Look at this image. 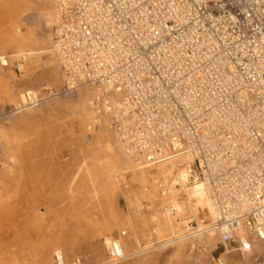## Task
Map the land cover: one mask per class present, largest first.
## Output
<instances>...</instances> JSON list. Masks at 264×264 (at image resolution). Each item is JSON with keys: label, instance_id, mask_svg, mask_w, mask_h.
Here are the masks:
<instances>
[{"label": "bare ground", "instance_id": "6f19581e", "mask_svg": "<svg viewBox=\"0 0 264 264\" xmlns=\"http://www.w3.org/2000/svg\"><path fill=\"white\" fill-rule=\"evenodd\" d=\"M128 2H131L129 6L135 3L132 0ZM180 4L174 2L172 6ZM91 10L85 3L81 11L85 16L82 18L90 25L94 24L92 17L105 12L99 4ZM63 15L56 0H0V102L17 106L33 104L36 92L32 88H26L24 92L23 87L29 82L30 74L37 71L39 76L46 75L52 79H57L61 73L72 90L82 86L73 99L62 102V110L59 107L61 111H72L71 116L63 111L67 121H62V116L57 121L58 125H52L50 118L53 117L49 110L48 119L40 120L42 125L32 126L34 120L32 123L28 121L29 124L30 115L27 114L26 117L20 115L25 117L21 118V128L15 129L14 126L8 133L0 131V158H3L0 161L5 160V166L22 162L21 169L27 171L19 169L20 188H17V183H14L16 188L13 184L0 183V207L4 208V211L0 208V264H187L190 258L188 251L196 248L195 240L201 241L198 244L204 250L203 253L198 250L200 264H264V183L249 184L247 188L244 187L245 181L236 184L239 177L241 180L254 177L257 163H264V153L259 155L257 148L261 144L259 139L264 140V102L260 105L252 96L264 95V91L258 94H247L245 88L237 91L233 82L234 79L239 80L241 73H234L232 68L220 69L217 82H213V86L218 84L221 87L220 91L226 98L224 103L218 101L213 89L208 95L200 88L202 93L196 99V88L193 83L188 84L191 86L188 105L183 102L180 108L171 111L188 110L190 122L173 119L171 125L168 121L167 127L173 128L170 135H155L154 141L167 137L164 144L169 140L171 145L159 146V152L147 159L142 150L135 148L134 139L137 137L134 136L138 133L149 137L151 133L144 127L137 132L129 126L135 123L134 120L142 122V117L144 123L154 117L155 121L162 123L170 114L169 110L165 111L169 98L161 97L158 92L153 99L156 110L141 116L127 115L123 117L124 126L120 128L112 115L125 111L119 108L120 98L125 91L131 90L129 82H124L117 70L108 82L98 84L85 82L69 73L73 50L77 51V60L80 61L96 46V39L81 38L84 37L86 21L70 27L68 39L59 38L57 31L68 21V17ZM121 28L109 25L100 29L94 27V30L102 33L122 31ZM137 28L141 33L142 26ZM123 32L129 34L128 31ZM203 34L194 28L192 31L186 29L182 44L193 40L198 52H204L203 56L207 55L206 50L211 54L209 47H203L211 39ZM134 39L130 33L122 40L124 49H117L118 57L121 54L124 57L133 55L132 48L137 44ZM113 41L121 43L118 37ZM229 52L227 49L220 55H209L204 65L216 68L229 65ZM102 60L111 62L107 56ZM132 61L134 67L141 65V58L134 57ZM3 63L8 66L9 73ZM13 70L22 75H15ZM205 70L207 68L198 69L194 76L205 79ZM98 73L101 72L95 70L93 76ZM24 76H28L27 79L21 80ZM112 83L121 89L112 87ZM234 90L237 103L229 100V94ZM212 103L216 105L211 112H206L205 107ZM26 129L35 131L26 133ZM68 133V139L70 137L71 143L76 145L72 157L64 160L60 153L44 157L49 146H53L57 153L58 145L67 143ZM88 133L91 139L89 137L90 140L84 142ZM29 134H33L35 140L28 137ZM10 139L13 143L14 139L17 140L16 147L11 145L12 142L10 144ZM182 140H185L184 146L180 149ZM143 142L148 147L154 144L145 139ZM36 144L43 156L38 160L28 154L33 153L29 148ZM77 148L81 154L79 159L74 158ZM195 157L201 166L206 165L201 179L195 178L198 176L196 171H190L192 168L196 170ZM48 162L53 165L49 171L46 168ZM238 170L247 176L242 177ZM151 172H155L153 180L148 178L147 173ZM191 175L195 176L194 179L190 178ZM5 177L0 179H7ZM11 186L15 188L13 192ZM5 188L13 194L9 193L13 198L11 205L4 198L2 200ZM119 191L125 199L126 212L117 210L115 205ZM67 200L75 208L70 220L64 206H53L58 202L62 206ZM40 206L44 211L39 210ZM17 217L21 218L19 222H16ZM12 224L20 225L21 233L14 237L16 241L20 240L17 246L13 245L15 250L9 251L2 236L5 227ZM83 241L88 242L82 246L79 242Z\"/></svg>", "mask_w": 264, "mask_h": 264}, {"label": "built area", "instance_id": "2783aa9c", "mask_svg": "<svg viewBox=\"0 0 264 264\" xmlns=\"http://www.w3.org/2000/svg\"><path fill=\"white\" fill-rule=\"evenodd\" d=\"M56 1L64 13L63 17H68L66 24L60 27V31H57L59 38L68 39L70 27L86 21L84 37L81 38L83 40L89 37L96 39V46L87 51L86 56H82L80 61L77 60V51L73 50L74 56L70 59L69 73L85 82L98 84L103 81L108 82L113 72L117 70L119 76L124 78V82H129L131 90L125 91L123 93L125 95L120 98L119 108L125 111L112 115V119L115 123L118 122L120 128L124 126L122 119L125 116L131 114L141 116L147 111L156 110V103L153 99L157 97L158 92L161 97L169 98L165 111L169 110L170 114L162 123L155 121L156 117L148 121L151 124L144 123V117H142V122L138 123L134 120L135 123L129 126L137 132L144 127L147 132L151 133L149 137L138 133L134 136L137 137L134 139L135 148L142 150V155H145L147 159H151L159 152V146L171 145L169 140L164 144L167 137L154 141L155 135H170V130L173 128L167 127L168 121L171 125L174 123L173 119H185L190 122L188 110L186 112L171 111V109L180 108L183 102L188 105L191 91V86L188 84L193 83L196 88L194 95L196 99L202 93L201 89L208 95H211L209 90L213 89L218 101L224 103L226 98L220 91L221 87L218 84L213 86V82H217L220 69L232 68L234 73L238 71L241 73L239 80L234 79L233 82L237 91L241 88H245L247 94H258L264 91L262 90L264 86V0H132L135 3L131 6L128 0ZM174 2L181 4L172 6ZM85 3L89 5L90 11L95 4H99L102 10H105L95 17H92L90 13V17L94 19L92 25L82 18L85 17L83 13L81 14ZM109 25H118L122 27V31L108 30L96 33L94 30V27L100 29ZM138 25L142 26L141 33L137 31L139 30ZM132 28L134 32L131 31ZM192 28L211 39L203 45L205 49L209 47L211 54L206 50L207 55L203 56L204 52H198L193 40L182 44L184 32L186 29L192 31ZM123 31L132 33L135 37L133 41L136 40L137 44L135 48H132L133 55L124 57L121 54L118 57L117 49H124L122 45L125 43L122 40L128 38L129 35L124 34ZM115 37H118L121 43L113 41ZM174 42L177 44L174 45ZM227 49L230 50L228 56L231 63L229 65L217 66V68L204 65L209 55H220L223 50ZM103 56L109 57L111 62H104ZM134 57L141 58V65L133 66ZM94 61L97 62L94 64ZM204 68H207L204 71L206 78H196L194 73ZM95 70L101 73L93 76ZM111 86L118 90L121 89L116 83H112ZM219 94L222 95L218 97ZM229 96V100L238 102L235 90ZM252 96L258 104L261 105L264 102V95ZM213 105L216 104L207 105L206 112H211ZM258 109L262 110L260 107ZM249 111L251 112L252 109L250 108ZM143 139L147 142L150 140L154 144L148 147ZM184 141H181L180 149L183 148ZM259 141L261 144L257 148L260 155L264 153V140L259 139ZM172 150L174 151L173 147ZM256 155H258L257 152ZM257 165L258 170L254 177L249 176L244 180H241L235 171L236 178L239 177L236 184L245 181L244 187L247 188L249 184L264 183V163L259 161ZM194 166L196 170L192 168L190 171L192 173L196 171L198 176L191 175L190 178L201 179L206 165L201 166L195 157ZM241 175L242 177L247 176L242 171ZM248 178H251V181ZM261 195L262 193L257 197Z\"/></svg>", "mask_w": 264, "mask_h": 264}, {"label": "rangeland", "instance_id": "374dc122", "mask_svg": "<svg viewBox=\"0 0 264 264\" xmlns=\"http://www.w3.org/2000/svg\"><path fill=\"white\" fill-rule=\"evenodd\" d=\"M20 53H22L21 51H20ZM4 65H3V67H6V71H8L7 70V68H8V66L5 64V63H3ZM6 65V66H5ZM16 67H14V69H15ZM5 71V72H6ZM13 72H15L16 73V71L15 70H13ZM8 73H9V71H8ZM22 73V72H21ZM14 74V73H13ZM15 75H22V74H15ZM24 75V74H23ZM28 75V74H27ZM31 75V78H30V76H29V82L27 81L26 82V86L25 87H23V90H24V92H25V89L27 88L28 90H29V88L31 89H33L35 92H36V95L37 96H35L34 95V100H36V101H34V103L32 104H29V105H26V106H23V105H18V106H20V107H18L17 106V104L15 105V103H12V104H9V105H6L5 103L3 104V102H0V129H2V130H0L1 132H5V133H8V132H10L12 129H13V127L15 126V129L17 128V129H19V128H21V124H23V120L21 119V118H25L26 117V115L27 114H29L30 116H29V118H28V120H27V122L29 121L30 123H32L33 122V120H34V123H32V124H34V125H32V126H39V124H41L42 125V123H41V121H46L47 119H48V116H47V114H48V112H49V110H50V115L53 117V118H50V121H52V125H54V126H56V124L58 125V123H57V121H58V119H59V117H62V116H64V118L62 119V121H64V119H66L65 118V113H68L69 114V116H71V114H72V111H70V110H67V109H64L63 111L65 112H63V111H61L64 107H63V105H62V102L64 103L65 102V100H70L71 98L73 99L74 97H75V94H76V92H77V90L79 89V87L81 88L82 86H79L76 90H72V89H70L69 88V86L67 85V81L65 82V80H66V78L64 77V76H62L61 75V73H59V75L61 76V78H60V76L59 75H57V79H52V78H48V76H46V75H43V76H39V71H37V72H34L33 74H30ZM28 77V76H27ZM27 77L26 76H24L23 78H21V80H23V79H27ZM59 77V78H58ZM16 78H17V76H16ZM63 78V79H62ZM60 79V80H59ZM62 79V80H61ZM14 81H16V79H15V77H14V79H13ZM20 80V79H19ZM59 80V81H58ZM13 81V82H14ZM17 83H19V84H21V82H17ZM26 89V90H27ZM74 95V96H73ZM51 105V106H50ZM23 106V107H22ZM9 107V108H8ZM46 107V108H45ZM49 107V108H48ZM61 108V110H60V108ZM41 109H42V111H44V112H46V113H44L43 112V114H42V111H41ZM48 109V110H47ZM60 110V111H57V110ZM22 110V111H21ZM66 110V111H65ZM35 111H37V112H35ZM51 111H52V114H51ZM57 112H58V114H57ZM23 113V114H22ZM31 113V114H30ZM37 113H40V114H37ZM25 114V115H24ZM34 114V115H33ZM35 114H37L38 116H36ZM42 114V115H41ZM63 114V115H62ZM20 115H23V116H25V117H22V116H20ZM46 115V116H45ZM54 115V116H53ZM56 115H58V118H56L57 116ZM56 116V117H55ZM39 119H38V118ZM47 117V118H46ZM44 118V119H43ZM37 119V120H36ZM41 120V121H40ZM61 120V118L59 119V121ZM12 121V122H11ZM15 121V122H14ZM21 121V122H20ZM35 121H37V122H35ZM56 121V122H55ZM65 121H67V119L65 120ZM114 121V120H113ZM14 122V123H13ZM28 122V123H29ZM40 122V123H39ZM54 122V123H53ZM15 123H17V124H15ZM29 123V124H30ZM35 123H37L36 125H35ZM56 123V124H55ZM21 125V126H20ZM17 126V127H16ZM20 126V127H19ZM48 127H50V124H48ZM48 127H46L47 129H49ZM58 127V126H57ZM36 128V127H35ZM52 128V127H51ZM59 128V127H58ZM10 130V131H9ZM45 130V129H44ZM35 130H33V132H34ZM24 132H26V133H31L32 131L31 130H29V129H26ZM32 132V133H33ZM33 134H29L28 135V137H32L33 138V140H35V137L34 136H32ZM86 135V134H85ZM66 136H67V138H66V140H67V143L66 144H63L62 146H60V145H58V147L57 148H59V149H57L56 151H57V153L55 152V151H53L54 150V148H53V146H49L48 148L49 149H47V151H48V153L46 154V155H44V157H49L48 155H50V156H53V154L55 155V154H57L58 155V153H60V155L61 156H63L64 155V160L65 159H69L70 157H72V151H73V149H76V145H73L72 143H71V139H70V137H69V139H68V136H69V133L68 134H66ZM30 137V138H31ZM89 137H90V139H91V136L89 135V133L87 134V138H86V136H84V139H83V141L84 142H88V140H90L89 139ZM29 138V139H30ZM86 140V141H85ZM14 141L16 142V144H15V142L13 143V140L11 141V139H10V144H11V142L13 143V144H11L12 146H14V147H16V145L18 144V142H17V140L16 139H14ZM50 143V142H49ZM15 144V145H14ZM73 145V146H72ZM32 146H35V145H32ZM30 147L29 148V152L31 151V152H33V153H28V154H30L29 156L30 157H34L35 159H40L41 157H43L42 155H41V149H40V147H38L37 146V144H36V146L35 147ZM75 146V147H74ZM32 149V150H31ZM52 149V150H51ZM36 151V152H35ZM64 151V152H63ZM70 151V152H69ZM77 152H76V154H75V157L74 158H76V159H79L80 157H81V154L78 152V148H77V150H76ZM67 152V153H66ZM37 153V154H36ZM33 154V155H32ZM38 155V156H37ZM56 155V156H57ZM80 156V157H79ZM68 157V158H67ZM2 158V157H1ZM0 158V159H1ZM5 158V157H4ZM3 159V158H2ZM62 159V160H63ZM35 161V160H34ZM61 161V160H60ZM1 163V165H0V177H2V176H6L5 178H7V179H3V180H1L0 179V183L3 185V183H9L10 185L11 184H13L12 186L13 187H17L18 186V182H19V177H20V172L21 171H23V169H21V167H23V164L21 165V163L19 162V163H14L15 165H13V163H8V162H10V160L6 163L7 165L5 166V160L3 161H0ZM3 163V164H2ZM10 164V165H9ZM12 165H13V167H12ZM20 165V166H19ZM52 166V167H51ZM5 167H7V168H5ZM13 170H11L10 168ZM25 167H26V164H25ZM46 168H47V170L49 171V170H52L53 169V165L52 164H50V162H48V164H47V166H46ZM4 169H7V170H4ZM21 171H20V170ZM26 169V168H25ZM28 170V169H27ZM14 172V173H13ZM23 172H27V171H23ZM28 172H30L29 170H28ZM31 172H32V170H31ZM16 173H18V174H16ZM154 173V174H153ZM13 174V175H12ZM148 174V178H151L152 180H153V178H155V172H151V173H147ZM147 174H146V176H147ZM153 174V175H152ZM12 176V177H11ZM19 176V177H18ZM23 175H21V177H22ZM35 176H37L36 174H35ZM14 178V179H13ZM154 181H155V179H154ZM14 183H17L16 185L14 184ZM11 186V187H12ZM13 187L11 188V192H13L14 190H15V188L13 189ZM17 188H20V186H18ZM38 188V185L35 187V189H37ZM45 188V187H44ZM7 188H5V190L3 189V191H5L6 193L8 192V189L6 190ZM20 190V189H19ZM10 191L7 193L8 194V196L6 195V193L4 194V192H3V197H2V200H3V198H4V201H8V202H10V205H11V202L13 201V198L10 196L12 193H11ZM9 193H11V194H9ZM50 193V192H49ZM4 195H6V197L4 196ZM13 195V194H12ZM9 197H11L10 199H9ZM5 198H6V200H5ZM9 200H11V201H9ZM3 202V201H2ZM70 202V200H67V203H63V204H61L62 206H59L60 205V203L58 202V203H56V205H53L54 206V208H61V207H63L64 206V208H65V211L67 210V212H66V215H68V217L67 218H69V220L71 219V216L73 215L72 213L75 211V208L73 207V203L71 204V203H69ZM4 203V202H3ZM68 203H69V205H68ZM53 204V203H52ZM115 205H117V210L118 209H120V211L122 210V212H126V210H127V208H126V203H125V199H124V197H123V195H122V193H120V191L117 193V195H116V204ZM5 207V206H4ZM41 207L42 206H40V208H39V210L40 211H44L43 209H41ZM1 209H3V211H4V208H2V207H0ZM11 208V207H10ZM71 208V209H70ZM138 208V207H137ZM71 215V216H70ZM16 219V222H19L20 221V219L21 218H19V217H17V218H15ZM11 220L13 221L14 220V216L13 217H11ZM72 222H73V220H71ZM16 227V228H15ZM19 227H20V225H18V227L17 226H15L14 224H12V225H10V226H6L5 227V229H4V234H3V236L2 237H4V239H6V246L8 247V249H9V251H13V249L15 250V246H17L18 244H17V242H19V241H16V239H14V237L15 236H17L18 234H20L21 233V231L19 232ZM22 227V226H21ZM14 228V229H13ZM26 229H27V231H28V228L26 227ZM6 230V231H5ZM8 230H9V232H8ZM14 231H17V232H14ZM19 232V233H18ZM6 233V234H5ZM29 233V232H28ZM34 234V233H33ZM33 234H31V237H32V235ZM29 237V236H28ZM27 237V238H28ZM31 237H30V239H31ZM36 237V236H35ZM12 238V239H11ZM10 239H11V241H10ZM29 239V238H28ZM13 241V242H12ZM28 241H30V240H28ZM196 242L194 243L195 245H196V248H194V250H189L188 252H190V258L187 260V264H200V262H199V260L197 259V255L199 254V251H201V253H203L204 252V250H202V249H200L201 247H199V244H201V241H198V240H195ZM86 242H88V241H86ZM86 242H79L80 243V245H82V246H84V243H86ZM217 241H215V243H216ZM11 243V244H10ZM30 243V242H29ZM199 243V244H198ZM217 244V243H216ZM13 245H15V246H13ZM86 245V244H85ZM221 245H218V247H220ZM200 249V250H199ZM199 250V251H198ZM8 251V252H9ZM203 251V252H202ZM212 253V252H211ZM214 257V256H213ZM186 263V262H185ZM184 263V264H185Z\"/></svg>", "mask_w": 264, "mask_h": 264}]
</instances>
